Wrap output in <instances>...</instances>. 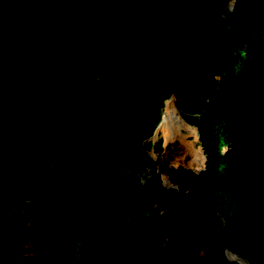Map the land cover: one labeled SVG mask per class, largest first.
Wrapping results in <instances>:
<instances>
[{
	"label": "trees",
	"instance_id": "trees-1",
	"mask_svg": "<svg viewBox=\"0 0 264 264\" xmlns=\"http://www.w3.org/2000/svg\"><path fill=\"white\" fill-rule=\"evenodd\" d=\"M0 208V264H264V0H0Z\"/></svg>",
	"mask_w": 264,
	"mask_h": 264
},
{
	"label": "rangeland",
	"instance_id": "rangeland-1",
	"mask_svg": "<svg viewBox=\"0 0 264 264\" xmlns=\"http://www.w3.org/2000/svg\"><path fill=\"white\" fill-rule=\"evenodd\" d=\"M161 121L165 123H177V119L172 112L162 114ZM41 219L37 214L25 213L23 220L13 208H0V233L7 235L19 249H26L28 241L38 227ZM95 231L99 239L102 233L99 226H95ZM227 256L239 264H248L241 256L227 252ZM22 264V259H18L14 264Z\"/></svg>",
	"mask_w": 264,
	"mask_h": 264
}]
</instances>
